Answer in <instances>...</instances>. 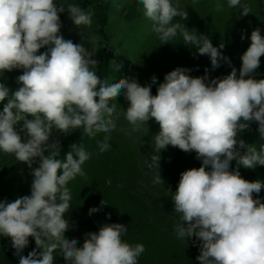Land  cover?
I'll list each match as a JSON object with an SVG mask.
<instances>
[{
    "label": "clouds",
    "instance_id": "1",
    "mask_svg": "<svg viewBox=\"0 0 264 264\" xmlns=\"http://www.w3.org/2000/svg\"><path fill=\"white\" fill-rule=\"evenodd\" d=\"M139 2L161 44L179 33L185 45L210 58L213 70L224 61L230 73L210 79L208 69L203 76L193 77L191 69L177 67L165 74L155 95L151 91L157 83L155 75L145 86L127 78L109 83L95 71V51L61 34L60 13L66 11L80 28L92 25V11L76 4L65 7L56 0H0V73L22 71L17 90L0 83V102L7 101L0 111V152L14 155L29 168L39 158V166L32 169L30 195L0 201V236L10 238L19 264H55L57 250L67 264H138L145 246L122 239L128 230L124 224L106 223L98 232L86 233L79 247L77 239L66 238L65 214L71 200L67 185L86 174L82 165L91 154L83 145L72 144L58 158L60 141L50 142L54 129L66 136L82 128L89 137L105 133L97 143L99 151L106 152L111 139L107 134L117 129L116 121L123 115L130 128L121 131L129 136L140 132L150 119L159 125L153 136L158 155L145 162L148 168L158 169L154 185H164L160 153L168 146L195 152L201 161L199 168L180 174L174 193L167 189L178 214L176 236L195 238L199 264H264V202L259 197L264 181H248L239 171L240 166H264V143L257 148L238 138L255 122L259 139L264 140V79L252 75L264 56V34L259 28L251 32L237 70L223 55V44L215 47L208 36L173 22L177 17L188 19L179 0ZM227 2L229 8L239 6L242 15L250 13L241 0ZM223 8L221 3L215 5L217 12ZM45 46L48 51L38 54ZM121 93L128 107L118 112L109 101ZM234 160L236 169L231 168ZM97 211L92 208L90 214ZM30 237L36 248L24 256Z\"/></svg>",
    "mask_w": 264,
    "mask_h": 264
},
{
    "label": "rangeland",
    "instance_id": "2",
    "mask_svg": "<svg viewBox=\"0 0 264 264\" xmlns=\"http://www.w3.org/2000/svg\"><path fill=\"white\" fill-rule=\"evenodd\" d=\"M58 4H76L85 12L94 13L92 25L78 28L65 11L60 13L62 21L61 34L65 39L83 44L88 51H95L92 59L98 61L95 71L100 76L101 68L107 69L109 83L120 79H136L141 86L151 84L155 75L157 83L151 85L155 95L159 83L164 82V76L177 67L191 69L189 75L203 76L205 69L209 70V78H222L230 73L231 67L224 61L215 70L211 67L207 55H199L195 47L185 45L182 36H177L169 43L161 44L157 34L152 31V21L143 14V6L139 0H56ZM180 6L188 12V19L174 18V23L184 24L190 31L203 34L210 38L213 46L223 44L221 50L227 56L232 66L239 70L241 55L250 44L251 32L259 28L264 34V0H241L250 8L248 15H242V9L228 7L227 0H179ZM224 5L222 11H215V5ZM242 34L244 39H241ZM48 51V47L39 53ZM21 70L0 73V83L6 84L10 90L20 87L17 77ZM253 78L264 79V56L260 67L252 74ZM0 102V111L3 104ZM112 104L117 110H126L128 101L123 93ZM122 108V109H121ZM117 129L108 141L110 148L101 153L98 141H102L105 133H97L95 137L83 134V129H77L69 135L57 134L53 130L50 142L60 141V155L63 158L76 144L91 154L90 159L82 165L84 176H77L70 181V207L65 218L69 221L66 238L77 239L78 247L82 246L86 233L98 232L106 223H120L127 226V232L122 237L129 244L141 243L145 252L138 258V264H199L198 242L195 238L178 239L174 223L178 214L174 212L171 193L176 191L180 174L191 168H199L201 161L196 159V153H185L182 150L168 146L160 153V174L164 185H154L153 178L158 173L156 168H148L154 151V135L159 132V125L150 119L147 125L138 133L126 135L123 129L130 125L123 115L116 121ZM19 128V126H18ZM258 125L250 124L248 130L239 135L246 144H254L257 148L264 140L259 139ZM23 137V133H21ZM45 152V155H48ZM39 166L36 158L29 168L27 164L18 161L14 155L0 152V201H14L16 198L30 195L33 181L32 169ZM236 161L231 162V168L236 169ZM241 176L248 181L257 179L264 181V166L257 165L254 169L239 167ZM255 197V194H254ZM264 202V189L259 194ZM105 202L102 204V202ZM99 211L90 214V209ZM36 248L33 238L22 255L27 256ZM39 252L40 250L37 249ZM8 237L0 236V264H19V257L14 254ZM55 264H67L57 250L54 253Z\"/></svg>",
    "mask_w": 264,
    "mask_h": 264
},
{
    "label": "trees",
    "instance_id": "3",
    "mask_svg": "<svg viewBox=\"0 0 264 264\" xmlns=\"http://www.w3.org/2000/svg\"><path fill=\"white\" fill-rule=\"evenodd\" d=\"M101 69H102V70H101V72H100V78H101V79L107 78V77H106V75H107V69H106V68H104V69L101 68ZM121 94H122V93H121ZM114 99H115V98H114ZM114 99H112V100L109 101V105H110V106L112 105V102H113Z\"/></svg>",
    "mask_w": 264,
    "mask_h": 264
}]
</instances>
